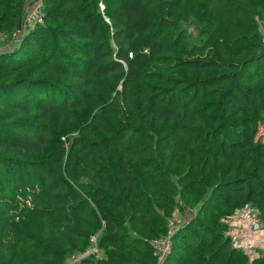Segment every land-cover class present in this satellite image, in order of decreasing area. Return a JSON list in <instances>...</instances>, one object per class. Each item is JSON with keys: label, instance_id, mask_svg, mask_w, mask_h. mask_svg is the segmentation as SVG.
Here are the masks:
<instances>
[{"label": "trees", "instance_id": "trees-1", "mask_svg": "<svg viewBox=\"0 0 264 264\" xmlns=\"http://www.w3.org/2000/svg\"><path fill=\"white\" fill-rule=\"evenodd\" d=\"M263 1L0 0V264H64L91 236L80 264H247L222 220L264 226Z\"/></svg>", "mask_w": 264, "mask_h": 264}, {"label": "built area", "instance_id": "built-area-1", "mask_svg": "<svg viewBox=\"0 0 264 264\" xmlns=\"http://www.w3.org/2000/svg\"><path fill=\"white\" fill-rule=\"evenodd\" d=\"M42 20L40 4H36L31 11L25 14V22L30 25H38ZM4 41L5 37L0 34V44ZM222 223L225 227L224 236L230 247L241 252L246 257L247 264H252V260L261 255L259 253H263L264 256V226L257 208L247 206L236 210L230 216L225 217ZM172 236L173 232L168 231L166 236L151 242L159 260H163L170 252ZM98 254L97 236H91L87 249L83 253L70 257L64 264H80L82 260Z\"/></svg>", "mask_w": 264, "mask_h": 264}, {"label": "rangeland", "instance_id": "rangeland-1", "mask_svg": "<svg viewBox=\"0 0 264 264\" xmlns=\"http://www.w3.org/2000/svg\"><path fill=\"white\" fill-rule=\"evenodd\" d=\"M184 30L189 40H194L196 38V30L193 27H184ZM5 47H7V44ZM257 139L264 142V129L263 128H259ZM188 203L182 200H178L177 206L174 208L171 217L167 219V228L169 232H173V234H175L179 226H181L183 223L188 221L190 216L193 214L192 212L193 204L189 206ZM180 209H182L184 213ZM259 254L261 255H258V256H263V253H259Z\"/></svg>", "mask_w": 264, "mask_h": 264}, {"label": "water", "instance_id": "water-1", "mask_svg": "<svg viewBox=\"0 0 264 264\" xmlns=\"http://www.w3.org/2000/svg\"><path fill=\"white\" fill-rule=\"evenodd\" d=\"M19 35H20V26L17 28V31H16V36L18 37ZM262 54H264V48L262 49L261 55Z\"/></svg>", "mask_w": 264, "mask_h": 264}, {"label": "crops", "instance_id": "crops-1", "mask_svg": "<svg viewBox=\"0 0 264 264\" xmlns=\"http://www.w3.org/2000/svg\"><path fill=\"white\" fill-rule=\"evenodd\" d=\"M27 26H29V25H27ZM27 26H25V23H24L22 26V29L24 30V28H26Z\"/></svg>", "mask_w": 264, "mask_h": 264}]
</instances>
